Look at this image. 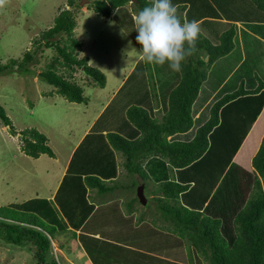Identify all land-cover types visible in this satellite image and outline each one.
Instances as JSON below:
<instances>
[{
  "label": "rangeland",
  "instance_id": "1",
  "mask_svg": "<svg viewBox=\"0 0 264 264\" xmlns=\"http://www.w3.org/2000/svg\"><path fill=\"white\" fill-rule=\"evenodd\" d=\"M82 1L79 0V3H82ZM95 1L85 0L81 5V9H77L78 12L74 11L78 19L77 26L74 29V36L83 43L82 50H79L80 53L78 52L77 54L89 57V64L100 68L107 76V85L102 88L96 85L93 79L81 68L73 72V79L83 87L84 95L88 97V103L69 101L57 93L53 85L41 80L38 75L46 67L47 63L57 55V50L55 47H46V40L41 41L45 46H40L37 40L40 39L44 30L50 29L54 25L58 10L63 7L67 9L73 8L72 5L68 4L70 0H5V4L0 6V62L3 64L8 63L12 58L21 60L24 58V53L27 50L31 52L37 51L36 60L31 64L34 70L32 73L20 74L21 72L17 71L18 66L15 65L12 73L0 75V104L5 108L16 129L15 132H11L9 126H5L0 120V204L23 211H29V208L38 209L43 216V211L48 210L45 212L46 215L44 217L48 219L47 215H50V220H57L56 223L61 229L63 228L62 219L65 220V218L60 216L59 211L56 210L54 205L50 204L51 201L47 198L59 184L58 199L66 195L67 192L76 193V187L85 184V182L77 180L74 183L75 186L68 187L74 170H70L65 179H63L61 173L58 172L50 176L51 167L55 166L59 171L62 170L63 167L67 166L71 153H73V164H75L80 157L83 158L82 154H84L85 150L90 156L87 158H93V160L100 159V156H97V154L103 153L108 156V151L106 150L109 144L105 142L102 147L99 143L98 149L95 150L94 146L89 144L91 136L87 135L80 142V147L74 150L75 147H78L77 144L80 139L85 135V130L89 123L93 124L95 129L115 126V129H118V133L128 138L129 134L125 131L130 128V123L123 122L125 117L122 115V110H119L122 99L136 105H140V101L144 100H152L153 103L151 90L149 89L148 91L147 87H150L147 62L142 60L136 68L131 69L140 53L141 47L136 41L138 33L135 30L130 11L126 9L119 11L117 9L110 17H107L90 7ZM173 1L177 5L183 3L191 5V10L187 16L189 20L192 19L194 14L199 16L203 12L206 13L211 6V4L208 6V3L206 5L200 0ZM223 1H220L222 8L227 7L230 2H233L232 0ZM245 1L249 2L248 0ZM130 7L133 10L132 5ZM216 24L212 23V21H206L200 27H205V29L218 34L220 32ZM123 30L127 31L126 35L123 33ZM65 37L67 38V34L64 35ZM57 38L59 36L55 37L54 40H58ZM151 66L157 84V92L160 95L159 102L160 98L167 101V104L163 102L162 109H160V104L159 108H154L153 111L155 109H158L157 111L160 112L162 110L167 111L168 94L174 86L170 87L175 84L172 76L176 74L179 80V76L181 77L180 72L171 70L167 63L164 65L151 64ZM248 66H250L248 71L253 69L251 79H257L256 73L258 74L259 70L264 77L261 66L257 67V69L254 65L248 64ZM125 77H128L129 81L127 84L124 82V87H120L121 91H119V84L122 85L121 82L124 81ZM165 77H168V80ZM143 81L144 83H142ZM108 99L110 100L106 105L107 107H105L104 103ZM120 99L121 101H119ZM140 106L150 110V105L146 106L142 103ZM237 106H240L241 110L245 107L241 103ZM156 115L159 116L155 117H160L162 113ZM239 127H241L240 123ZM33 128L48 137V144L59 158L58 161L53 160L48 154L40 158H34L22 151L21 131ZM132 128L136 127L132 126ZM114 132H117V130ZM218 133L222 139H215L218 147L213 150L204 163L205 169L209 168L208 170H211L212 180H215V184L219 181L218 178L225 167V162L232 153V149L235 147L234 144L237 142L234 138L230 139L231 132L226 129V124L220 128ZM215 136L217 135H214L213 138ZM118 156L121 163L123 157L120 154ZM148 160L146 162L150 166L149 170L154 171L157 167L160 172L161 180L156 181V178L153 177L152 180L154 182L165 181L175 177V175H170V169L164 163L165 159L164 162H161L162 159H154L155 161L153 160L151 164L148 163ZM82 164L86 169H93L90 172L97 169L93 168L90 164L83 162ZM127 173V170L121 166V174H124L121 176L123 178L121 181L124 184L131 183V181H136L138 184L141 181L138 175H129ZM245 173L246 171L241 165H236L225 178L219 181L213 193L214 197L211 201V207L208 208V212H211L213 215L208 212L207 215L220 218L223 223V221H229V216H233L235 214L234 211H237L245 201L247 202L248 198H246V194L249 193V190L246 191V183L241 184V180L238 179ZM212 180L207 182V186L195 189L196 191L194 192L208 195L210 187L213 186L210 184ZM244 185L245 188H243ZM139 186L136 185V189L126 190L123 188L116 192L115 202L124 205V214H130L127 218L128 220L125 219V221L127 220L125 223L124 221L119 223L121 225L119 232H122L130 242L123 240L122 243H120L121 241L119 242L120 244H114V247L110 249L111 256H114L113 261L120 264H207L200 258L195 249H193L194 262L191 263L185 241L182 238L166 231V229L153 227L151 219L155 217V214L153 211H150V208H154L155 199H151L148 189L145 190V195L148 198L147 207L141 202H137L136 211L133 213L127 211L126 203L133 196H138ZM78 195L80 197L75 196V198L77 197L81 203L84 196L81 193ZM65 198L67 199V197ZM85 207L86 204L82 208ZM64 208L69 213L67 217L69 221L71 218L73 219V223L80 222L81 215L73 216L68 205H64ZM84 211H81V213ZM143 213H146L144 221L139 222V220H135V218ZM99 221H101L100 216ZM132 223L142 224L140 225L141 229H139L141 232H138V234L146 238V241H137L135 243V245L142 248L141 251H137L138 253L133 251L135 249H130L132 253L126 251L128 250L127 247L133 246L131 242L136 241L134 238L136 235H133L132 231L134 229ZM159 223L161 224L160 221ZM167 224L170 225V223ZM221 229L223 235L231 245L235 239L234 230V234H231L226 225H222ZM67 240H60V245L63 243L66 247L64 250L60 248L59 242L55 241L53 243L54 249L52 255L55 258L56 256H59V258H66L64 256H67L68 260L77 258L80 259L78 260L79 264H89L85 258V254L81 251L82 249L77 245L76 240H73L72 243H67ZM104 246L105 250L109 251V246L106 244ZM115 246H118L116 250ZM117 258H125L126 262L122 263ZM95 261L101 262L102 259L100 257L95 258ZM0 264L39 263L33 245L27 244L18 247L5 243L0 238ZM64 264L67 263L65 262Z\"/></svg>",
  "mask_w": 264,
  "mask_h": 264
},
{
  "label": "trees",
  "instance_id": "2",
  "mask_svg": "<svg viewBox=\"0 0 264 264\" xmlns=\"http://www.w3.org/2000/svg\"><path fill=\"white\" fill-rule=\"evenodd\" d=\"M251 2L264 12V0H251ZM68 4L73 8L63 7L58 10L54 25L44 30L40 39L37 40L40 46H45L41 41L46 40V47H55L57 50V55L38 75L41 80L53 85L57 93L69 101L88 103L83 87L73 79V72L81 68L96 85L102 88L107 85V76L100 68L89 64V57L77 54L79 50H82L83 43L74 36V29L78 22L74 11L78 12L77 9H81V3L79 0H70ZM128 4L132 5L133 12L137 14L145 6H149L150 0H96L90 7L110 17L119 7ZM187 7L185 3L176 7L182 21ZM65 34L67 38H64ZM235 35L234 24L220 35L218 44L213 43L200 32L197 40L198 51L182 62L179 71L181 78L169 93L167 112L163 116L153 117L146 108L132 104L126 109V116L140 130V135L135 139H128L118 132H107L106 137L109 143L117 154L123 157L120 165L127 170V174L139 176L141 181L138 184L135 180V182L124 184L121 181L122 177L109 181L94 175L85 177L88 186L93 193H96L94 197L92 195V198L96 197L101 203L112 200L117 196L116 192L119 189H136V185L142 182L145 190L150 191L151 199H155L154 208H150V211L155 214V217L151 219L152 224L156 228L166 229L182 238L191 263L194 262L193 249H195L207 264H264V137L252 160L256 177L251 195L234 218L235 239L231 245L223 235L220 218L211 217L182 203L181 193L187 191L190 184H183L175 177L154 182L145 168V162L157 156L167 161L170 175L174 176L175 169L185 168L197 161L209 147V134L220 123L221 108L240 96L257 94L264 89V82L259 77V85L253 90L246 89L242 82L237 90L226 93L212 105L209 119L197 129L192 140L170 139L171 136L185 133L193 127V105L199 96L201 86L207 80L213 63L234 49ZM58 36V40H54ZM36 53L37 51L27 50L21 60L12 58L5 64L0 62V75L12 73L15 65L18 66L17 71L21 72L20 74L32 73L34 70L31 64L36 60ZM206 57H209L208 60ZM152 69L151 63H147L151 96L155 108H159V94ZM0 120L5 126H9L11 132L16 131L11 118L1 104ZM21 136L23 142L21 149L27 155L34 158L42 154L55 155L53 148L48 144V137L39 130L24 129L21 131ZM137 202H140L137 195L130 198L126 203L127 211L130 213L136 211L137 205L134 204ZM145 214L138 216L139 221L145 220ZM62 221L63 228L60 229L59 225L47 221L42 214L0 204V238L5 243L18 247L33 245L39 264H64L65 262L69 264L65 258H59V256L55 258L52 255L55 241L59 242L60 248L64 250L66 247L63 243L60 245V240L68 239L67 243L76 240V232L69 230L66 222L63 219Z\"/></svg>",
  "mask_w": 264,
  "mask_h": 264
},
{
  "label": "crops",
  "instance_id": "3",
  "mask_svg": "<svg viewBox=\"0 0 264 264\" xmlns=\"http://www.w3.org/2000/svg\"><path fill=\"white\" fill-rule=\"evenodd\" d=\"M200 1L204 2L206 5L208 3V6L209 4H211L210 9L206 13H201L199 16H197V14H194L192 16V19H197L200 22V26L206 21H212V23L214 24L217 23L216 26L219 27L218 31L220 32L216 34L213 33V31L205 29V27H200L202 33L210 40L212 39L211 41L213 43L218 44L220 42V35L234 24L236 27V35L234 37L235 47L229 54L219 58L211 66L208 73V78L203 82L199 96L193 105V127L185 133H177L171 136V140H192L197 133V129L209 119L210 109L212 105L226 93L237 90L242 82H244L245 88L248 90L257 88V86L259 85L258 77L261 78L264 82V77L261 75L260 70L258 74L256 73L257 79L254 78L256 81L251 79L253 69L248 71V68L250 67L248 66V64H250L254 65L256 69L257 67L261 66V70H263L264 72V12L258 9L251 2V0H248L249 2H246L245 0H232L233 2H230L227 7L223 8L221 3L224 2L223 0H208V2H206V0ZM172 2L176 7L178 6L177 3H174L173 0ZM118 9L119 11L121 9L129 10L132 18L135 15L129 5L119 7ZM190 10L191 5L188 4V7L184 12V18L188 16ZM123 33L126 35L127 31H124ZM140 47V51H142V46L140 45ZM140 56L141 52L134 61V65L133 67H131L132 70L136 68L142 61L140 59ZM172 78L174 79L175 84L170 88H172L173 86L175 87L179 83L181 77L179 76L178 80V76L174 74ZM165 79L168 80V77H165ZM128 81V77H125L124 81L121 82L122 85L119 84L118 88H123L124 82L127 84ZM142 83H144V81ZM147 87L149 91L150 87ZM121 88L119 89V91H121ZM121 99L119 101H121ZM109 100L110 99H108L106 103H104L105 107H107L106 105ZM140 102V105H142V103L146 106L150 105L149 112L153 117L159 116L156 115L159 113H162L163 116L167 112L164 110H162V112L157 111L158 109H155V111H153L155 106L154 102L152 103V100H144ZM163 102L167 104L166 99L160 98V109H162L163 107ZM240 103L245 105L243 110H241L240 106H237ZM132 104L133 103H131L130 101H125L122 99V104L121 107H119V110H122V115H124L125 117V120L123 122L130 123V128L126 129L125 131L127 134H129L127 137L135 139L140 135V130L138 128H132V126L134 125L127 119L126 116V109ZM239 123L241 124V127H239ZM224 124H226V129L231 132L230 139L234 138L237 140V142L234 144L235 147L232 149V153L225 162V167L223 168L222 173L218 179L219 181H221L229 174V172L233 170L236 165H241L242 168L245 169L246 173L240 176L238 179L241 180V184L246 183V188L245 185L243 186V188L247 189L246 191L249 190V193L246 194V198H249L255 180L253 179V177H256V170L253 166L252 160L258 152L264 137V89L257 94H247L240 96L237 99H234L233 101H230L229 103L224 105L220 111V123L209 134V147L205 154L189 166L185 168L175 169L176 180L183 184L191 185L187 191L181 193L182 203L192 209L200 210L205 214H207L209 210L208 208L211 207V201L214 197L213 193L216 190L219 181L215 184V180H212L211 170H208L209 168L205 169L204 163L207 160L208 156L211 155L213 150L218 147L215 139H222L218 131H220V128H222ZM116 130L118 132V129H115V126L95 129V127H93V124L89 123L87 129L85 130V135L80 139L79 143L77 144L78 147H75L74 150L80 147V142L84 140V137L87 135L91 136V142L89 144L94 146L95 150L98 149L99 143L102 145V147L103 143L105 142L109 144V147L106 150L108 151V156L103 153L97 154V156H100V159L93 160V158H87L90 156L85 150L84 154H82L83 158L80 157L77 162L73 164L74 156L73 153H71L66 167H63L62 170L59 171L55 166H52L49 172L51 173L50 176L54 175L57 172L61 173L62 178L65 179L68 172L70 170H74V172L72 173V179L68 183V187H72V185L75 186L74 183L77 180H82L86 184V186L85 184L77 186L76 193L67 192L66 195L58 199L57 195L59 193V184L47 199L50 200V204L54 205L56 210L59 211L60 216H63L65 218V220H63L66 222L68 229L76 232V243L82 249L81 251L85 254V258L87 259V262L89 264H120L113 261L114 256H111L110 249L114 247V244H120L123 240H127V237H125L122 232H119V228L121 227L119 223H121L122 221H124L125 223L130 215L124 214V205L122 203L115 202L116 197H113L112 200L106 203H101L96 197L93 199L92 195L94 197L96 193H93V190L85 181V177L88 175L98 176L101 179L107 181L119 179L123 175L121 174V165L119 160L120 158L106 137L107 132ZM214 135L217 136L213 138ZM224 152L227 153L226 151ZM54 154V156L50 157L53 158V160L58 161L59 158L56 156L55 152ZM43 155L46 154H42L41 156ZM154 159L161 160L162 158L157 156L151 157L148 160V163L151 164ZM162 160L161 162L165 161L164 159ZM82 162L90 164L93 166V168L97 169L90 172V170L93 169H86ZM164 163L168 166V163L166 161ZM145 167L148 169L152 179L154 177L156 178V181L161 180L160 172L157 167L154 171L149 170L150 166L147 164V162L145 164ZM209 180L213 181H211L212 183L210 182V184H212L213 186L210 187V192L208 193V195L194 192L200 187L203 188L207 186V182H209ZM79 193L84 196V199L81 203L77 198L80 197L78 195ZM75 196L77 197L75 198ZM65 197H67V199ZM245 202L244 204L240 205L237 211H234L235 214L233 212V216H229V221H223L222 223V225H226L229 228V232L231 234H234V218L237 212H239L240 209L245 205ZM84 204H86V207L82 208ZM64 205H68L69 210L70 212L72 211L73 216L81 215L82 218L79 223H73V219L71 218L70 221L68 220L67 217L69 216V213L66 212ZM83 210L85 211L81 213V211ZM29 211L42 214L38 209L29 208ZM46 211L48 210L43 211L44 216L46 215ZM208 213L213 215L211 212ZM99 216L101 218V221H99ZM47 217L48 219L45 217L47 221L57 224V220H50V215H47ZM125 219L127 220L125 221ZM136 219L139 220L138 217L135 218V220ZM132 225L134 226V229L132 231L133 235H136L134 237L136 241L131 242L133 245L130 246L131 248L127 247L128 250L126 251H128L129 253H132L130 249H135L133 250L134 252L141 251L142 248L138 245H135V243L137 241H146L145 237L138 234V232H141L139 231V229H141L140 225L142 224L132 223ZM104 244L109 246V251L105 250ZM117 247L118 246H115V250L117 249ZM64 257H66L65 259L69 264H79L78 260L80 259L72 258L68 260L67 256ZM99 257L102 259V261L96 262L95 258ZM117 259H119L118 261L122 263L126 262L125 258Z\"/></svg>",
  "mask_w": 264,
  "mask_h": 264
},
{
  "label": "clouds",
  "instance_id": "4",
  "mask_svg": "<svg viewBox=\"0 0 264 264\" xmlns=\"http://www.w3.org/2000/svg\"><path fill=\"white\" fill-rule=\"evenodd\" d=\"M4 4L5 0H0V6ZM132 19L136 41L142 45L141 60L154 65L167 63L178 72L182 62L197 53L200 22L187 17L182 21L172 0H150Z\"/></svg>",
  "mask_w": 264,
  "mask_h": 264
},
{
  "label": "water",
  "instance_id": "5",
  "mask_svg": "<svg viewBox=\"0 0 264 264\" xmlns=\"http://www.w3.org/2000/svg\"><path fill=\"white\" fill-rule=\"evenodd\" d=\"M85 0L82 1L81 5L84 3ZM209 57H206V60H208ZM144 184H141L139 187H138V198L140 200V202L143 204V205H146L147 202H148V199L145 195V188H144Z\"/></svg>",
  "mask_w": 264,
  "mask_h": 264
}]
</instances>
